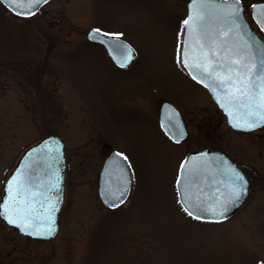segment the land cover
Returning <instances> with one entry per match:
<instances>
[{"label": "rangeland", "instance_id": "rangeland-1", "mask_svg": "<svg viewBox=\"0 0 264 264\" xmlns=\"http://www.w3.org/2000/svg\"><path fill=\"white\" fill-rule=\"evenodd\" d=\"M188 0H50L18 18L0 4V195L24 150L45 136L64 145L59 230L21 236L0 219V264H264V127L230 129L207 90L178 63ZM260 0H242L249 5ZM89 28L122 34L135 51L116 67ZM171 103L188 131L159 126ZM127 157L130 191L115 210L97 194L108 152ZM226 154L250 182L246 202L222 222L189 218L174 188L186 154Z\"/></svg>", "mask_w": 264, "mask_h": 264}, {"label": "snow or ice", "instance_id": "snow-or-ice-1", "mask_svg": "<svg viewBox=\"0 0 264 264\" xmlns=\"http://www.w3.org/2000/svg\"><path fill=\"white\" fill-rule=\"evenodd\" d=\"M42 2L47 3V0H7L14 14L24 17L33 15V9ZM192 4L189 16L182 21L183 31L192 38L191 43L184 45L177 62L184 65L194 80L197 79V75L193 73H198L201 82L204 79L210 80L212 84L224 90V98L217 97V102L227 111L233 127L251 130L264 125V45H261L247 29L243 19L242 0H223L222 3H216L214 0H192ZM208 10L219 11L217 16L219 26L215 35H211L206 27ZM251 11L252 19L259 30L264 32V4L251 5ZM93 31L91 39L108 37L117 42L113 45L121 50V57L117 63L122 68L126 67L134 54L126 45L118 43L122 34L101 33L99 29ZM254 47L261 54L258 64L253 54ZM205 86L212 88L210 84ZM212 90L215 91L214 88ZM230 108H234L235 113ZM169 120L171 121L172 117H169ZM173 126L177 128L178 135L182 136L183 132L179 131V126ZM116 155L127 160L121 153ZM187 163L185 161L181 164V171L195 177L199 165L187 169ZM229 178L228 194L223 198L213 197L218 207H202V189L185 190L182 195L184 212L193 219H201L199 215L201 211L210 212L218 220L222 219L229 206L238 201L245 190L246 181L242 175L231 171ZM189 183L191 187L192 181ZM30 185L29 174L14 175L8 182L9 200L0 208V215L8 224L29 235L51 236L55 231L53 213L56 211V204L46 199L37 204L39 193L33 191ZM127 190L125 182H121L115 190H106V202L110 207H118L123 203Z\"/></svg>", "mask_w": 264, "mask_h": 264}, {"label": "water", "instance_id": "water-1", "mask_svg": "<svg viewBox=\"0 0 264 264\" xmlns=\"http://www.w3.org/2000/svg\"><path fill=\"white\" fill-rule=\"evenodd\" d=\"M214 2L222 3L223 0H214ZM0 4L12 15L16 16L14 14L12 7L7 3V0H0ZM44 4L45 3L42 2L35 9H33L34 14ZM253 4H264V1L255 2ZM192 6H193L192 0H189L187 3L186 18L189 16ZM249 12H250L251 20L255 24L258 32L261 33L263 37H261L254 31L251 24L246 19L243 11V19L247 24V29L252 33V35L256 38V40L260 42L261 45H264V32H261L259 30L255 21L252 19L251 6ZM218 15H219L218 10H208L206 27L209 29L211 35H215L218 30V26H219V21L217 19ZM31 16H27V17L16 16V17L29 18ZM93 30L95 29H89L87 31L86 36L88 37V39L102 44L106 49L110 58L113 60V62L117 66H119L117 60L121 57V50L113 46L117 42L114 39L110 40L108 37H97L96 39H91L90 37L94 35ZM191 39L192 38L189 37L187 33L183 31L180 53L183 50V47L186 43H191ZM101 40H103V42H101ZM118 43L122 45H126L129 49L132 50L134 56L133 59L127 64L129 65L135 59L136 54L134 50L129 46V44H127L125 41L119 40ZM253 54L255 55L256 63L258 64L259 60L261 59V54L256 50L255 47L253 48ZM182 66L185 69L187 75L192 80H194L192 78V74L189 73V71L184 67L183 64ZM193 74L197 75V79H195L194 81L202 85L204 88H206L211 99L216 104V106L221 110V113L224 115L226 123L229 127H231L236 131L249 132L264 126V125L258 126L251 130L233 127L232 123H230V117L227 111L224 108H222L220 104L217 102V97L221 99L224 98V90L212 84V81L210 80L204 79L201 82V78L199 74L198 73H193ZM205 84L212 85V88H214L215 91H213L212 88L210 87H206ZM230 110H232L235 113L234 108H230ZM169 117H172L171 121L169 120ZM158 119L162 130L167 135V137L172 141L176 142L178 140L180 142L187 137V130L181 119L179 111L169 102L164 101L161 103L159 108ZM173 125L179 126V131L183 132L182 136L178 135L177 128L174 127ZM116 154L117 152L112 151L104 158L98 176V185H97L98 197L101 204L109 209H116L119 206H121L126 201L130 190V175H129L128 167L125 161L121 157H117ZM185 161L188 162L186 165L187 169H192L193 165L198 164L199 171L195 177H191L189 176L188 172L181 171V165L179 167L178 175L175 181V190H176L177 202L182 210H183L182 195L185 192V190L199 191L200 189H202L203 190L202 207H210V206L218 207V203L214 202L213 197L220 196L221 198H223L228 194V192L230 191L229 173L231 171L238 172L240 175L244 177L246 181L245 190L241 194L240 199L236 201L234 204H231L229 206L228 211L224 213V217L222 219L218 220L217 217L213 216L210 212L201 211L199 212V215L202 218L194 219V220L200 222L223 221L228 217H230L232 214H234L235 211L245 202L248 195L249 182L244 176V174L241 172V170L238 169L226 155L214 150L199 149L188 152L184 157L182 163ZM20 173H27L30 175V181H31L30 187L32 188L33 191L39 193V195L37 196V204H39L41 200H45V199L48 202L56 204V211L53 213V219H54L53 227L55 231L51 236H41V237L32 236L27 234L26 232L21 231L18 227L8 224L7 220L2 215H0V218L8 226L16 228L18 232L24 236H28L30 238L39 239V240H49L57 234L58 215L63 202L65 158H64V146L61 140L56 136H51V135L46 136L41 140H39L38 142H36L35 144L29 146L22 153L20 159L18 160L15 167L13 168L10 175L3 184V193L0 199V208H2V206L9 200L8 182L12 179L14 175ZM178 181H180V183H178ZM190 181H192L191 187L189 183ZM121 182L127 183V189H128L126 196L123 199V203H121L118 207H110L109 203L106 202V198H105L106 190L109 189L115 190L121 184Z\"/></svg>", "mask_w": 264, "mask_h": 264}, {"label": "flooded vegetation", "instance_id": "flooded-vegetation-1", "mask_svg": "<svg viewBox=\"0 0 264 264\" xmlns=\"http://www.w3.org/2000/svg\"><path fill=\"white\" fill-rule=\"evenodd\" d=\"M185 14H184V18H185V16H186V4H185ZM100 45V44H99ZM101 46V45H100ZM103 48V47H102ZM104 49V51H105V53H106V55L108 56V54H107V51L105 50V48H103ZM108 58L111 60V58L108 56ZM111 62L113 63V61L111 60ZM114 64V63H113ZM115 65V64H114ZM116 66V65H115ZM129 66V65H128ZM128 66H126V67H128ZM116 67H118V66H116ZM126 67H123V68H126ZM118 68H122V67H118ZM183 119V118H182ZM103 146L105 147V148H108V152H107V154H109L110 152H112V151H115V150H113V149H111V147H109V146H107V145H105V144H103ZM117 152V151H116ZM106 154V155H107ZM106 157V156H105ZM104 157V158H105ZM104 158H103V160H104ZM103 160H102V162H103ZM235 163V162H234ZM236 164V163H235ZM101 165H102V163H101ZM237 165V164H236ZM238 167H239V165H237Z\"/></svg>", "mask_w": 264, "mask_h": 264}]
</instances>
